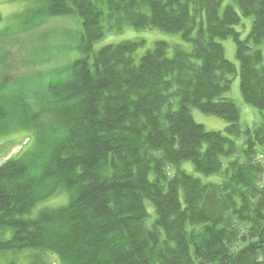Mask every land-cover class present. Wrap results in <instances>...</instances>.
<instances>
[{
	"label": "trees",
	"instance_id": "trees-1",
	"mask_svg": "<svg viewBox=\"0 0 264 264\" xmlns=\"http://www.w3.org/2000/svg\"><path fill=\"white\" fill-rule=\"evenodd\" d=\"M220 1L44 0V16L80 17L85 53L104 23L178 33L191 50L176 45L169 57L158 41L136 64L137 42L105 45L56 69L36 110L9 115L0 106V132L10 121L33 137L0 164V253L29 248L35 264L46 254L61 264H264V166L254 146L264 145V113L247 130L244 160L224 163L234 142L190 110L243 132L224 96L235 66L218 40L231 38L241 96L264 112V0H234L253 16L245 39L234 29L240 15L231 5L220 14ZM184 161L222 181L202 182L180 169ZM59 192L66 202L34 212Z\"/></svg>",
	"mask_w": 264,
	"mask_h": 264
},
{
	"label": "rangeland",
	"instance_id": "rangeland-1",
	"mask_svg": "<svg viewBox=\"0 0 264 264\" xmlns=\"http://www.w3.org/2000/svg\"><path fill=\"white\" fill-rule=\"evenodd\" d=\"M228 5L240 15L239 24L234 29L239 32L241 39H245L251 28L253 16L241 15L234 0H221L219 13ZM46 7L44 0H0V106L9 115L12 112H23L25 106L29 110H36L39 98L45 94L50 81L58 79L55 70L70 65L77 59L91 56L102 47L123 41H135L137 48L130 54L137 64L140 58L153 49L158 41L169 45L168 56H172L173 46L180 45L186 51L191 50V42L185 41L181 34L169 33L158 29L137 30L129 25L120 29H108L104 23V34L92 45L89 53L82 51V25L77 14L63 16H44ZM224 47L225 57L235 66V72L229 75L230 89L224 96L230 98L239 109V125L243 131L239 136H232L226 131L227 122L222 118L206 114L196 108H191L193 119L202 124L206 130L220 131L236 147V154L221 157L224 163L237 159L242 162L245 158L244 150L252 140L251 133L255 126L263 121V113L246 103L240 92L239 62L235 57V44L231 38L218 40ZM263 54L264 43L259 45ZM38 98V99H37ZM175 107V104L173 105ZM8 119V118H6ZM6 130L0 132V164L6 159L18 156L21 152L31 148L33 137L25 129L7 121ZM256 158L264 166V145L256 143ZM180 169L187 174L199 178L204 183H220L221 174L205 175L195 170L191 161H184ZM264 182V178H263ZM66 202L64 193L52 195L35 206L34 212L42 207H55ZM149 222L155 217L154 208L150 201L145 200ZM37 251L25 248L18 252L0 253V264H35L32 261ZM44 264H61L55 254L42 257Z\"/></svg>",
	"mask_w": 264,
	"mask_h": 264
}]
</instances>
